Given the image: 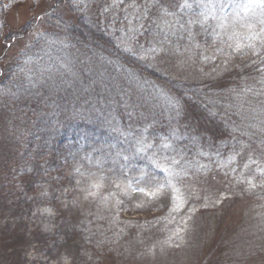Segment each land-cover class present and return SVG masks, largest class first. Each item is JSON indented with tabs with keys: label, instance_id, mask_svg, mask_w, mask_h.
I'll list each match as a JSON object with an SVG mask.
<instances>
[{
	"label": "rangeland",
	"instance_id": "rangeland-1",
	"mask_svg": "<svg viewBox=\"0 0 264 264\" xmlns=\"http://www.w3.org/2000/svg\"><path fill=\"white\" fill-rule=\"evenodd\" d=\"M61 2L0 0V106L15 94L38 91L48 97L47 107L39 111L23 102L17 106L20 101L12 100L5 115L0 113V129L8 132L0 133L1 148L9 146L16 161L7 168L0 164V264H264V183L259 175L253 181L254 189H248L246 182L238 183L242 178L246 181L250 172L264 169V131L259 130L264 128V91L259 96L247 95V90L240 91L244 89L241 86L235 113L226 106L224 114L209 113L213 117H202L203 122L193 120L188 110V121L183 122L185 116L161 100V93H155L160 99L151 98L152 94L144 91L153 88L138 87L136 75L114 71L87 46L92 42L101 46L103 41L107 51L131 48L137 53L130 52L135 59L157 66L169 76L171 86L182 90L186 86L189 90L196 86L224 89L238 85L240 68L251 55L228 57L214 54V49L231 51L229 35L247 34V29L230 21L221 31L216 29L217 22L209 19L205 24L208 31L193 25L194 39H190L188 26L175 24L171 30L165 29L168 39L160 43L164 35L156 26L159 11L166 8L175 13L164 17L172 22L196 20L200 0H188L192 9L183 11L180 5L184 0ZM87 15H98L105 40L94 37L101 35V30L88 29L81 22L89 20ZM38 16L43 19L34 20ZM76 24L87 39L86 45L71 42L69 27ZM213 29L220 31L227 43H221V38L214 40ZM152 47L158 51L153 53ZM257 47L264 50L259 43ZM39 55L51 66L46 72L40 69L37 79L28 66ZM204 55L215 58L205 61ZM257 76L264 78V70ZM250 82L251 90H264L256 78ZM20 85L24 88L16 90ZM124 92H136L144 99L141 103L124 100L121 105L116 97ZM188 94L191 96L186 91ZM169 95L177 103V95ZM190 102L202 106L197 100ZM67 103L78 104L77 112H67L61 105ZM31 109L38 111L35 116H42L38 137L48 134L40 141L45 153L21 157L28 136L24 131L13 133L10 127L24 123L22 110ZM67 118L75 121L65 125ZM51 120L58 121L53 129L47 126ZM92 120H101L109 132L82 127ZM63 126L67 128L61 130ZM225 131L230 135L222 139L219 132ZM58 140L64 149L53 155L52 145ZM164 156L179 160L177 171L187 173L177 185L188 199L179 213H169L171 193L167 188L156 198L150 195L156 191L154 185L165 181V174L153 167L151 159L171 167ZM94 183L102 187L93 189L95 198L85 199ZM140 187L145 191L133 190ZM205 195L207 201L197 199ZM116 200L122 202L118 215Z\"/></svg>",
	"mask_w": 264,
	"mask_h": 264
},
{
	"label": "trees",
	"instance_id": "trees-1",
	"mask_svg": "<svg viewBox=\"0 0 264 264\" xmlns=\"http://www.w3.org/2000/svg\"><path fill=\"white\" fill-rule=\"evenodd\" d=\"M61 1L62 0H60V3H62ZM86 17H88L89 20L85 19L84 21L82 20L81 22H84V25L88 29L90 27H94V28H97L99 31L101 30L102 34L100 35V34L96 33V35H94V37L95 36L97 38L103 37V40H105L106 37H104V36H106V35L103 33V30L101 28L102 26H100L102 24L101 23L102 21L100 20L98 15L96 16L97 19L94 16L91 17V16L87 15ZM69 28H70V30H69L70 34L69 35L73 37V38H71L72 43L75 42V44L79 45V46H81L80 44L86 45V43H88L86 41L87 40L86 37L81 34L82 33L81 29H79L77 27V24L71 25ZM92 34H94V33L92 32ZM113 40H115V39H113ZM107 41L111 42L108 39H107ZM102 42L99 43V44H101V46L95 47L96 44L93 45L94 42H92L93 44H91V46L89 44H87V46L89 48H92V50H94L97 54H99L103 60L107 61L108 62L107 65L109 66V68H112L114 71H118L119 73L120 72L125 73L124 76L135 77L133 75H136V77L138 78V82L140 83L138 85V87L140 85L143 86L145 84V86L153 88L152 90L146 88V90L144 91L145 94H152L151 98L154 97V98L160 99V97H158L157 94H155V93H158V94L161 93L164 97V98L161 97V100L165 99L164 102L171 103L172 109L177 110L179 113H181V116H185L184 119H181V121H183V122L188 121V119L186 120L187 116L185 115V112H187L188 110L190 111V115H191L192 119L195 118L193 120L200 119V121H203V122H204V119L202 117H207V118L213 117L211 114H210L211 117H209L208 116L209 113H212L213 115L224 114L226 111L225 109L227 108L226 106L232 107V111H233L234 109H236L237 104L240 103V99H239V96L237 95V93H238V90H240L239 87H241V86H243L244 89H242L240 91L243 92V90H247V95L255 94V95L259 96L264 91L260 88H258L256 90H251V82L250 81L252 78H256L257 84L259 83L260 85H264V78L261 79L260 77L257 76V74H263L264 68L262 69V67H264V62H262V61L260 62V60H257V58L255 56L245 57V59H244L245 62L243 63V67L240 68L241 70L238 73L240 75V77L238 76L239 77L238 78V85H234L235 87L230 86V88L214 89V88L208 87V86H204V87L196 86V87H194V89L189 90L190 87L186 86V88L184 90H182V89H179L177 87L171 86L172 84L170 82L171 79H169V76H167L157 66H155V65L151 66L149 64L147 65V63H145V62L143 63V61L136 58L138 60L137 61L135 59V56H133L130 52L126 51L125 49L123 51L122 49H120V47L114 48L112 51H107L106 46L104 47L102 45L103 44ZM107 43H105V44H107ZM81 48L84 49V47H81ZM82 49H80V50L82 52H84L85 50H82ZM30 51H32V49L29 50L28 52H30ZM261 51L264 52V50H261ZM37 57L38 58H36V59L35 58L32 59L31 64H29L28 67L31 68L30 74H31V72H33L32 75L37 74V79H39L40 78V74H38L39 70L42 69L44 72H46L51 65L49 64L47 58L40 57V55ZM30 65H31V67H30ZM9 76L12 77L11 75H9ZM30 79H31V77H30ZM52 79H53V77H52ZM114 81H117V80L115 79ZM142 86H141V88H142ZM118 87H119V84H118ZM17 88L23 89L24 86L20 85V86L16 87L15 89L17 90ZM170 91L177 95V97H176L177 103H173L172 98L169 95V94H171ZM186 91L188 93H190L191 96H189V94L185 95ZM123 95H125V96H123ZM123 95H122L123 97L122 96L116 97L121 102L120 103L121 105H123L124 100H127V101L136 100V101H138V103H141L144 99V98H139V95L136 92H131V93L130 92L129 93L124 92ZM46 96H47V94H45L44 92L39 93L38 91H37V93L33 92V94L26 92L24 95L15 94L12 97L7 96L5 99V102H3V105L0 106V113H3V115H5V113L7 112V106L12 100L20 101V103L17 102L18 103L17 106L22 105V102H23V105L27 104L32 109L33 108L38 109V111H39L41 107L43 109L45 107H47V105H45V102H46L48 97H46ZM126 96H127V98H126ZM202 96H204V102L203 103L200 102L201 98H203ZM151 98L145 97L146 100L150 99L152 101ZM255 98H258V97H255ZM190 100L199 101L202 105L201 108H197L194 104H192V102H190ZM65 102H66V98L63 100V103H65ZM61 105L66 106L65 110L67 112H73V113H76L77 112L76 109H77V107H79L78 104H73V103H70V104L67 103L65 105L64 104H61ZM63 106H61V107H63ZM86 108H87V106L84 107V110H86ZM32 109L28 112H25L22 110V112H24L26 114V116H25L26 119H25L24 123L23 122L22 123L21 122L16 123V124L11 125V127H10L13 130V133H18V132L20 133V132L24 131V134H27V136H28L26 138L28 140L27 147L25 148V150H23V149L20 150L22 153L21 157H23V154H26L27 155L26 157H29V155L31 153H35V152L37 153V151L39 152L38 154L41 156L45 153V147L43 145H41L42 143L40 144V141H43L45 139V136L48 134L43 133V134H41L42 136L38 137L37 133L39 132L38 129L40 127V123H38V122H39V120L41 121L42 116L41 115L35 116L38 114V111L33 113V112H31ZM223 110H224V112H223ZM16 114L17 113H14V115H16ZM12 115L13 114H11V116ZM71 118H67L65 125H69V123H72L73 121H75V119H71ZM81 120H82V118H81ZM55 121L56 120H51V122H49L47 124V126H52L51 129H53V126L55 125V123L58 122V121H56V122ZM92 121H89L87 123V125L82 124V127L84 126L83 127L84 129L86 127H91L90 131L99 130L100 132L105 133V134L109 132L108 129L106 128L107 127L106 124H102L100 122L101 120L100 121L94 120L93 122ZM226 121H228V120H226ZM76 122L79 123V121H76ZM82 122H84V121L82 120ZM57 126H59V125H57ZM65 128H67V127L62 128L61 130H64ZM229 131L219 132L222 136V139L226 134L230 135ZM2 132H4L6 135H8L7 131H4V130L1 131V129H0V133H2ZM47 132H49L48 129H47ZM63 138H61V139H63ZM35 139L38 140L36 142L39 143V146H37ZM8 140L9 139H7V141ZM59 140L55 141L52 145L53 155L56 154V150H58L59 148L64 149V147H61V145L58 144ZM66 143H65V146H66ZM67 149H68V147H67ZM12 153L13 152L9 146H7L6 148H4V147L1 148V144H0V164L4 163L6 165V168L13 166V164H14L13 161H15V159H14L15 157L12 155Z\"/></svg>",
	"mask_w": 264,
	"mask_h": 264
},
{
	"label": "snow or ice",
	"instance_id": "snow-or-ice-1",
	"mask_svg": "<svg viewBox=\"0 0 264 264\" xmlns=\"http://www.w3.org/2000/svg\"><path fill=\"white\" fill-rule=\"evenodd\" d=\"M38 3L39 0H36ZM159 7L158 5H155ZM199 9V12L196 13L198 15L199 19L192 20L187 19L183 23H180L179 21L172 22L169 20L164 19L166 16H174L175 13L169 12L166 8H162L159 11V18L160 23H157V28L159 29V32L164 35V40L159 41L160 43H164L168 39V32L165 31V29L171 30L175 24H179L180 28H184L185 25L188 26V34L190 39H194L192 36L191 29L193 25L199 26L202 30L208 31L207 28H205V24L208 22L209 19L216 21V29H220L221 31L225 29L226 26L229 25V22H234L241 27L247 29V34H241L239 32H233L231 35H229L228 40H232L233 43H228L227 47L231 49L229 52H224L223 48H215V53H223L225 56L231 57L233 54H239L243 56L251 55L255 56L257 60H261L264 62V52L261 51L260 48L257 47V43H259L261 46H264V0H200V2L196 6ZM181 11L184 9H192V5L188 3V0H184V3L180 5ZM43 19L42 16L35 17L34 20H40ZM2 26V25H0ZM29 28L31 27V23L29 22L27 25ZM216 29H213L214 33V40L216 38H221L220 31H216ZM221 43H227V41H224L221 38ZM143 47V46H141ZM196 47H199V44L196 45ZM126 51L132 52L131 48L125 49ZM153 53L158 51L155 47H152L149 49ZM162 50V49H161ZM133 55H136V52H132ZM213 56L204 55L203 59L205 61H209L214 59ZM228 61L225 60L224 63L226 64ZM252 127H256V125H252ZM260 131H264V128H260ZM264 142V141H262ZM150 147V146H148ZM138 152L143 151V148L138 149ZM125 160L128 159L127 156L124 157ZM163 159L166 163L170 164L171 167H162L159 163L158 159H151V163L154 168L161 169L163 173L165 174V181L164 183H157L154 185L156 191L150 193L152 198H156L159 192L165 188H167L171 193V207L169 208V213H179L183 210L184 206L188 203V199L183 196V193L181 192V189L177 186L181 181H183L187 173L184 172L181 174V171H177L176 166L180 164V161L175 158H169L168 156H164ZM234 159V158H233ZM255 163V161H252ZM245 169L248 168V165H244ZM233 172L235 169L232 170ZM228 173H225V176H227ZM257 175H259V179L261 183H264V169H257L255 172H250L249 176L245 179H240L238 183H247L248 189H254L257 187L256 183L253 181L256 179ZM104 178L100 177V180L102 181ZM143 179V177H141ZM140 180H137L136 183H139ZM132 182L129 181V184ZM117 188L120 187L119 184L115 185ZM102 187L101 183H94L89 186V189L87 190V193L85 195V199H87L89 196L95 198L97 195V191H93V189L99 190ZM134 191H140L144 192L145 189L140 188H133ZM205 192H207V189H204ZM47 193H44L46 195ZM111 195H115V193H111ZM197 199H202L204 201H207L209 199L208 195H205L204 197H197ZM104 200H107V197L104 198ZM216 202H219L218 200ZM122 202L120 200H116L117 205V215L119 214L120 208L119 205ZM206 206V205H205ZM137 208H143V205H136ZM123 210H127L126 208ZM104 217H101L103 219ZM91 258V257H89Z\"/></svg>",
	"mask_w": 264,
	"mask_h": 264
}]
</instances>
